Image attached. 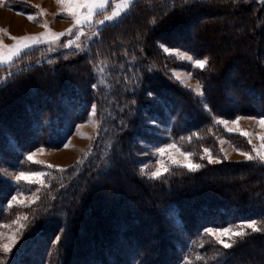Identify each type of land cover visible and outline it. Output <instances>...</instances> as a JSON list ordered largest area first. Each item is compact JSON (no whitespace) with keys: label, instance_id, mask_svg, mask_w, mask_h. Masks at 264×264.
Returning a JSON list of instances; mask_svg holds the SVG:
<instances>
[{"label":"trees","instance_id":"trees-1","mask_svg":"<svg viewBox=\"0 0 264 264\" xmlns=\"http://www.w3.org/2000/svg\"><path fill=\"white\" fill-rule=\"evenodd\" d=\"M184 3L136 0L116 26L103 29L89 52L47 58L27 53L0 68V80H7L6 86L0 83V219L16 190L2 169L21 166L24 153L33 147L63 144L93 103L99 120L86 155L68 169L47 174L50 181L33 206L27 238L8 264H42L59 230L81 229H86L85 238L69 253L55 249V262L71 264L69 258L76 255L84 264H156L158 257V264H185L195 244L187 243L193 239L199 240L195 250L202 259L190 256L188 264H230L234 259L245 264L237 254H253L257 248L264 257V164L220 157L215 163L202 160L203 167L195 171L174 167L158 178L145 177L137 164L142 141L158 136L154 126L150 131L141 127L145 111L156 116L172 140L198 155L203 147L216 149L217 137L224 133L217 118L264 115V0H190V7ZM161 43L208 57L204 69H192L203 83L204 97L173 77L171 69L181 63L167 55ZM100 63L105 65L102 84L94 69ZM148 91L161 103L153 104ZM133 99L135 104L130 103ZM205 103L211 111L204 109ZM227 136L238 146L247 144L240 134ZM121 171L131 174L135 191L112 185L109 177L119 178ZM95 182L99 185L93 188ZM105 195L115 202L138 195L148 201L122 202L123 208L108 214L98 215V210L87 227L81 226L84 211L93 210V200ZM144 211L151 215L141 219ZM247 220H256L262 231L249 230L228 249L203 233L211 225ZM153 221L159 224L154 234L160 238L159 250L168 248L161 252L143 244L146 238L138 227ZM38 243L40 250L31 251Z\"/></svg>","mask_w":264,"mask_h":264},{"label":"rangeland","instance_id":"rangeland-1","mask_svg":"<svg viewBox=\"0 0 264 264\" xmlns=\"http://www.w3.org/2000/svg\"><path fill=\"white\" fill-rule=\"evenodd\" d=\"M262 1V0H260ZM39 6V7H37ZM65 8V5H62L57 2V0H0V29H5L6 31H0V40L3 41L6 45L14 44L15 41H13L10 36H24V35H38L42 32L51 30L55 33L60 32H66L69 28L72 29L71 35H64L59 37V39L49 45L48 43H41L38 45H34L28 49H24L20 56L14 57L12 62L15 60H19L22 56L30 54V53H36L39 56H46L50 57L53 54H60L65 52H71V51H78V53H85L89 52L90 47L93 45V43L97 40V37L93 35V32L95 31V25L92 27H89L88 25L84 26L83 35L79 37V40L76 39V33L77 28L73 27L74 21L71 16H68L62 9ZM40 9H44L43 13H40ZM111 11V7L108 9ZM129 11V10H128ZM127 11V12H128ZM33 14L35 15V19L29 20L28 15ZM125 13L121 14V17ZM117 18L118 20L121 18ZM101 18V17H97ZM47 24L48 28L46 29L44 25ZM10 34V35H9ZM68 39L74 40V44L71 47H63V45L66 44ZM76 43H79L81 48L76 49ZM166 45V44H165ZM169 48L179 49L180 52H187L189 55L193 56V54L185 50L183 48L177 47H170L166 45ZM167 55L173 56L176 58L177 61H179L181 64L173 69H171V74L173 77L184 87H186L188 90L193 92L194 95H197L195 89L199 83V85L202 86L203 91V83L201 80L192 73L193 67L191 66V63L189 61H186L182 56L177 55L175 52L173 53H166ZM196 59H203L204 57H196L193 56ZM11 62V63H12ZM10 63V65H11ZM3 66H9V64L0 65V68ZM188 73H192L191 77H188ZM176 77H179L177 79ZM181 81L186 82L187 85H191V88L187 87L185 83H182ZM199 97H204L199 96ZM241 117L238 124H231L229 123L227 126L220 124L222 127V130L224 133L219 135L217 137V147L215 150H213L210 147H203L200 150V154H195L192 150L186 149L182 144L179 142L172 140L170 136L166 133V129L159 125V127L154 126L153 133L157 134L158 136L152 137L151 139L153 141L145 142L142 141L140 152L138 153V160L137 164L140 169L141 165L147 164L148 167L145 169V174H143L145 177L150 178L148 173H151L152 171H155L157 168L160 167L156 163V161L163 160L164 166L168 168V171L174 167H180L176 164L171 163V158H176L183 162L184 157L178 152L176 149H168L163 156H161L159 153L155 151L156 148L163 147L165 144L175 143L177 147L183 151V152H191L193 155L190 157V159L195 163H200L202 160H207L208 153L204 152V149H209L210 153L215 157L216 161L220 160V157H224L226 159L230 160H241V159H247L245 156L241 154V152H249L253 156L256 155V151H254L253 146H255V149H261V136H264V127H261L259 125V117L260 116H250V115H238ZM237 116L233 118H220L224 120H234ZM247 117H257V119H248ZM99 120L97 115V106H96V113L95 115H92V108L90 110H87L86 115L84 118L80 119L76 123H74L73 130L69 137L66 139V141L57 146H47L44 144L38 145L36 147H33L29 150H27L24 153V159L21 163L22 165L11 169V168H3L2 174L6 177L9 181L13 182L14 185H16L15 192L11 195H16L17 200L12 202V205L9 206L8 203L6 205V212L4 217L0 219V233H3L2 236H0V244L7 242L8 236L19 229L17 232V235L19 236V239L17 240L16 244L13 246L12 251L10 253H3L2 250H0V262L2 264H8L11 258H13L14 255L17 253V249L19 248L20 244L25 241V238H27L26 234L28 233V230L30 229L31 220L33 219V212L35 211V204L37 203L38 199L36 197H40V189L44 186L46 187V184L50 181L49 178V172L51 170H59L62 171L64 169H68L78 163L81 160V157L86 155V152L90 148V145L92 144L96 132L99 127ZM79 126V127H77ZM232 128L234 131H229L228 129ZM246 131L250 133L249 136H244L241 134V131ZM237 133L240 134L247 143L244 146H238V142H232V140L227 136V134ZM164 137L165 139H160L159 137ZM249 139H251V143H249ZM70 141V143H69ZM65 143H69V146L67 148L64 147ZM240 145H242L240 143ZM43 147V152H36L37 148ZM223 149V151H221ZM237 149H240V151H237ZM29 152H36V155L34 157V161H42L43 163H36L33 161H29L27 159V154ZM197 157H196V156ZM204 157L201 159V157ZM122 158V157H121ZM51 166V167H49ZM183 168V167H182ZM21 171L26 173L31 172H44L45 175L41 177L42 183H30L27 180L21 179L18 184L14 181V177L18 175ZM126 171V170H125ZM125 171H121L119 178L116 177V175H112L109 177L110 182L112 185L115 186H123L122 188L125 190L135 191L137 188V185L134 184L130 179V173H127ZM167 172H162V175H165ZM7 173V174H5ZM127 174V175H126ZM129 175V176H128ZM98 182V180H97ZM97 182L93 183V188L97 187ZM17 188L19 189L21 194H17ZM11 196L9 199H11ZM124 199H121V201L115 202L110 196L105 195L104 197L93 200L94 208L91 211H84V214L82 215L80 220V225L84 228L87 227L88 223H90L95 217H97L94 213H97L99 210L98 215L100 214H108L109 210H113L116 208H123L124 204L122 205V202H125L126 204L134 205L137 202H146L148 201L147 198L143 195H138L136 197L132 196H124ZM8 199V200H9ZM24 201V204H20V201ZM113 200V201H112ZM129 205V206H130ZM31 207V209H30ZM101 208V209H100ZM129 209V208H128ZM27 216V219H24V216ZM72 215V212H71ZM150 214L149 211L142 212L141 219H146ZM110 216V215H109ZM108 216V217H109ZM242 221L238 222H231L226 225H223V227H229L231 226L233 230L237 228L241 224ZM102 223H107L102 222ZM134 224L138 223L135 221ZM258 223V222H257ZM23 224L24 227L21 229L20 225ZM259 226V223H258ZM140 228V231H142V234L145 236V243L149 249H158V246L160 243V238L154 237V234L156 232H159L158 227L159 224L156 222H151L146 224H139L138 226ZM208 227H222V226H208ZM142 229V230H141ZM100 230V228L98 229ZM178 230V229H177ZM246 232L249 230H252L250 228L245 229ZM181 232V230H178ZM97 232V231H96ZM98 233V232H97ZM182 233V232H181ZM85 235H87L86 229L81 230H72V232L66 230L58 231L56 235L53 236L51 246L50 244L47 245L45 249V255L46 257L43 260L42 264H61V261L59 259L55 262L54 261V253L55 249H58L59 251L63 248V251L66 253H69L72 250L71 246H74L75 243H77V240H81L85 238ZM210 240L212 239L213 243L216 245H219L220 247H223V245L219 244L218 241H216L215 236L211 234H206ZM59 236L60 239L57 241L56 237ZM224 239H228L227 237H223ZM237 239V238H235ZM199 241V240H198ZM198 241L188 240V246H192L194 250H191L188 254V263L191 262L190 256L192 258L199 255L198 250H195L198 248L199 244ZM36 243V240H35ZM69 246V247H67ZM21 247V246H20ZM41 243H38V246L33 245L31 246V251L38 252L40 250ZM124 247H127L125 245ZM147 247V248H148ZM128 248V247H127ZM164 249H168L167 246H163L162 249L159 250V252L163 251ZM129 250V248L127 249ZM157 250V251H158ZM255 253H246L245 251L240 252L237 254V258H245V264H258L259 261L260 264H264V257L262 254H258L259 249H255ZM194 251V256H193ZM260 253V252H259ZM69 255V254H68ZM8 257V258H7ZM15 257V256H14ZM72 258V257H71ZM70 259L71 264H84L81 260L79 261V256H74L72 259ZM144 258V257H143ZM159 258V257H158ZM156 258V264L161 263L159 259ZM8 259V260H7ZM67 259V257H66ZM132 260V259H131ZM148 260H152V257L148 258ZM161 260V259H160ZM7 261V262H5ZM236 259L232 260L230 264H238ZM140 264V263H139Z\"/></svg>","mask_w":264,"mask_h":264},{"label":"snow or ice","instance_id":"snow-or-ice-1","mask_svg":"<svg viewBox=\"0 0 264 264\" xmlns=\"http://www.w3.org/2000/svg\"><path fill=\"white\" fill-rule=\"evenodd\" d=\"M58 3L65 5V8L62 9L68 16H71L74 24L73 27L77 28L76 33V39L79 40V37L83 35L84 26L88 25L89 27H92L95 25V31L93 32V35L96 37H99L101 32L105 27H114L117 23H119V20L117 18L121 17L122 13H127L128 10H130L136 0H57ZM39 7V6H37ZM109 7H111V11H109ZM183 7H190V0H185V3ZM44 9H40V13H43ZM101 17V18H97ZM29 20L35 19V15L29 14L28 15ZM155 20L152 21L153 24H155ZM44 27L47 29L48 25L45 24ZM0 31H6L5 29H0ZM72 29L69 28L66 30V32H60L55 33L51 30L42 32L38 35H24V36H10V38L15 41L14 44L6 45L3 43L2 40H0V65L9 64L12 62L14 57L20 56L21 52L24 49H28L34 45H38L41 43H48L49 45L55 43L59 37L64 36L66 34L71 35ZM10 35V34H9ZM74 44V40L68 39L66 44L63 45V47H71ZM160 48L163 49L166 53H173L175 52L177 55L182 56L186 61H189L191 63V66L193 68H199L204 69L206 64L208 63V57H204L203 59H196L193 56L189 55L187 52H180L179 49L169 48L165 44L161 43L159 45ZM81 46L79 43H76V49H80ZM51 62V61H50ZM121 67H123L121 65ZM94 69L100 73V83L102 84L103 81V74L105 65L103 63H100L98 66L94 65ZM149 72L153 71L151 67L147 69ZM134 75H137V73H133ZM9 75H12V73H9ZM190 78L192 73L187 74ZM171 78V77H170ZM179 79V77H176ZM127 79V77H125ZM142 79V77L140 78ZM140 79H138L135 83L137 84V87L139 86ZM182 83H185L184 81H181ZM0 83L7 85V80H0ZM187 87L191 88V85H187ZM93 89H97L98 84L93 83L91 85ZM197 95L203 96L202 86L197 85L195 89ZM147 97L152 98L153 104H160V98L156 96L152 91H148L146 93ZM131 104H135L136 100L133 99L130 101ZM204 109L207 111H211L209 108V105L205 103L203 105ZM92 115H95L96 113V104L93 103L92 106ZM248 119H257V117H247ZM241 119L240 116H237L234 120H224L217 118V122L221 123L225 126H227L229 123L231 124H238L239 120ZM259 125L261 127H264V115H261L259 117ZM123 123V122H122ZM126 127V125H124ZM150 126L159 127V121L156 118L155 115L148 116L147 112L145 111V119L142 121L141 127L144 128L146 131L152 130ZM79 127V126H77ZM229 131H234V129L229 128ZM241 134L244 136H249L250 133L240 130ZM261 149H255V146H253L254 151H256V155L253 156L249 152H241L243 156H245L248 160H258L262 164H264V136H261ZM251 143V139L248 141ZM70 143V141H69ZM69 143H65L64 147L67 148L69 146ZM168 149H176L180 154L184 157L183 162L176 158H171V163L176 164L180 167H186L190 171H195L201 167H203L200 163L193 162L190 157L193 155L191 152H183L181 151L175 143L165 144L163 147L156 148L155 151L159 153L161 156L165 154V152ZM44 148L40 147L36 149V152H43ZM223 151V149H221ZM237 151H240V149H237ZM36 152H29L27 154V159L29 161H33L36 163H43L42 161H34V157L36 155ZM205 153H208L207 160L209 163H215L217 162L215 157L210 153L209 149H204ZM204 157L202 156L201 159ZM156 163L160 165L159 168H157L155 171H152L151 173H148L150 178H158L161 176L162 172H167L168 168L164 166L163 160H157ZM51 167V166H49ZM148 167L147 164H143L140 167L141 174H145V169ZM7 174V173H5ZM45 175L44 172H31L26 173L21 171L18 175H16L13 179L15 182H18L21 179L27 180L30 183H42L41 177ZM17 194H21L19 189L17 188ZM36 199H39L37 196ZM17 200V196L13 195L11 196V199L7 201L8 205L11 206L13 201ZM20 204H24V201H20ZM3 212V206L0 205V213ZM24 219H27V216H24ZM24 227L23 224L20 225V228L22 229ZM246 228L252 229L253 232H260L262 229L258 226V223L256 220H247L242 221L239 226L235 230L231 226L229 227H206L203 229L204 234H211L215 236L216 241H218L219 244L223 245L225 249L233 247V245L237 242L235 238H244L247 235ZM16 231L12 232L8 236V240L5 243L0 244V250L3 251V253L7 254L12 251L13 246L16 244L17 240L19 239V236L17 235ZM3 233H0V236H2ZM223 237H227L228 239H224ZM60 239L59 236L56 237V240L58 241ZM197 260L202 259L199 255L196 257ZM185 264H188V257H184ZM2 264V262H0Z\"/></svg>","mask_w":264,"mask_h":264}]
</instances>
